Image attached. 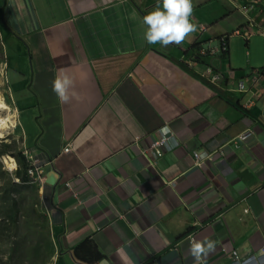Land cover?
Listing matches in <instances>:
<instances>
[{"label":"crops","instance_id":"obj_1","mask_svg":"<svg viewBox=\"0 0 264 264\" xmlns=\"http://www.w3.org/2000/svg\"><path fill=\"white\" fill-rule=\"evenodd\" d=\"M244 2L192 0L197 30L162 46L143 38L158 0H0L7 88L42 171L25 252L7 255L193 264L191 238L217 242L206 264L263 255L264 14ZM64 75L66 103L52 91ZM163 126L176 143L156 159L146 151ZM195 152L209 155L202 167Z\"/></svg>","mask_w":264,"mask_h":264},{"label":"clouds","instance_id":"obj_2","mask_svg":"<svg viewBox=\"0 0 264 264\" xmlns=\"http://www.w3.org/2000/svg\"><path fill=\"white\" fill-rule=\"evenodd\" d=\"M253 1L254 0H247V2L246 1L244 2L245 6L242 8L243 13L248 12L247 5L251 7L250 8L251 10H253L252 5L248 3V2H253ZM192 13H193L192 0H158L157 6L152 11L148 12V14H146L142 18V23L145 26V31L143 33L144 40L150 45H154L157 43H159L162 46H167L169 44H176V45L181 44L189 34L197 30V25L192 21ZM243 31L244 30H240L234 34H240ZM243 35H246V33H243ZM219 49L221 53L223 54L227 53L228 44H227L226 37H223L220 39ZM214 52L215 51L213 50L206 51V50L201 49L199 51V54L201 56H205V55L212 56ZM3 64L6 65L5 62H3ZM215 76L219 77V75H214L208 69V73L206 77L208 78V81L210 83L211 82L217 83L218 80H220L219 78L215 80L214 79ZM72 85H73V81L67 75H64L62 77L56 76L55 79L52 81V91L56 94L59 100L66 103L69 101V98H70L69 89L72 87ZM243 87H244L243 83H240L239 85L240 90H243ZM248 106L249 104L246 105V107ZM163 136H166L169 138V143H168L169 145H168V148L164 149V151L162 152V155L165 151H169L172 148H174V145L176 143L174 136L172 135V132L170 131V129H167L166 126H163L159 129L158 137L151 142V145L154 141H156L157 139H160ZM243 139H244V135H241L240 140H243ZM151 145L146 152H149L150 155L154 156L153 150H151ZM19 151H21L22 155H24L26 159L29 157V154L31 152V150H28L26 148H21ZM69 151H70V148L67 147L64 150V153H68ZM195 153H198V152H195ZM194 154H193L194 165L196 167H202L201 165L202 160L209 156L208 153L207 152L200 153L202 154V157L200 159L199 165H197L195 162ZM5 155L11 156L12 159L14 158L11 154L7 153ZM5 155H1L0 157H3L4 159V157H6ZM155 158L158 159L160 157H155ZM13 160L15 162L16 171H17L18 165H17L16 159L14 158ZM31 168L38 169L37 173H35V176H34V179H36V177H39V179L36 182H34L33 179L28 174V171ZM39 171H40V174H38ZM27 179H28V184L33 185L35 187L42 183L41 166L39 165L37 160L32 161L31 167L27 169ZM14 180H17L16 183H20L19 179L14 178ZM67 187L69 188V192L71 193V195L74 198H76L77 197L76 192L73 191L69 187L68 184H67ZM245 212L247 213L248 211H245ZM216 243L217 242L215 240L208 239V238L204 240H196V239L191 238L190 245H189V251L191 253V256L193 257V264H206V258L211 252L215 251ZM263 247H262L263 255L260 258L251 257L250 259L246 261L238 262V264H262V261H264ZM23 249H25V246H23ZM12 253H15V252H12ZM7 257L8 256H6V259Z\"/></svg>","mask_w":264,"mask_h":264},{"label":"trees","instance_id":"obj_3","mask_svg":"<svg viewBox=\"0 0 264 264\" xmlns=\"http://www.w3.org/2000/svg\"><path fill=\"white\" fill-rule=\"evenodd\" d=\"M10 148V151L8 150ZM14 150V151H11ZM8 152H11L10 154L16 159L18 170L14 173V178H17L20 180V183H15L14 178L11 177L10 174H5L1 170L0 165V180L2 181V185L0 187V230L3 229L2 225H4L6 222L10 223V226L12 229H15L12 233L13 236L17 233V226L20 224V217L24 219V230L29 229V222L33 221V204H29L26 208L28 209L27 213L20 216V206L22 205V201L26 199L25 191H27V195L29 197V201L34 199L35 193H36V187L33 185L28 184L27 179V169L31 167V162L36 160L37 157H35L34 153L31 151L29 154V157L26 159L24 155H22L21 151H16L15 149H12L10 146L4 145V147L0 150V156L5 155ZM7 178V179H6ZM24 191V193L22 192ZM2 201V202H1ZM28 235L26 232L22 234L21 236V242L17 244L15 247H13L12 251L16 252V249L20 248L22 245L25 246L26 249V237ZM15 248V249H14ZM25 249H23L22 254H24ZM79 249L75 248L73 250L75 256L79 258L78 254ZM90 255V254H89ZM21 260L23 261V258L26 255H19ZM34 257H39L40 255H32ZM93 257L95 260L101 258V254L98 252H95L93 254ZM15 257L13 255H8L6 261L11 264L13 262ZM5 264V263H0Z\"/></svg>","mask_w":264,"mask_h":264},{"label":"rangeland","instance_id":"obj_4","mask_svg":"<svg viewBox=\"0 0 264 264\" xmlns=\"http://www.w3.org/2000/svg\"><path fill=\"white\" fill-rule=\"evenodd\" d=\"M5 62V59L3 57V52H2V46H1V36H0V96L5 100L7 103L8 107L10 108V111L12 113L15 112L14 105L8 90V84L6 83L5 79V65L3 64ZM6 116V113L3 114V112H0V118H4ZM17 119V120H16ZM21 122L18 119V117H15V124L13 126H10L5 134L0 137V150L4 147V145L10 146L12 149H15L16 151H19L21 148H25L23 146V140L22 136H20L21 133ZM10 151V148L8 149ZM14 151V150H11ZM11 152H8L10 154ZM6 157H10L9 155H5ZM14 159V158H13ZM0 165H1V170L5 174H10L11 177L14 178V173L16 172V166L14 169H9L7 164L4 162L3 157H0ZM7 179V178H6ZM16 183L17 180H14ZM2 185V181L0 180V187ZM24 193V191H22ZM24 197H26V200L22 203V207L25 208L26 206L29 205V197L27 195V191H25ZM2 202V201H1ZM33 211H35V207L33 206ZM35 217V213L33 215V219ZM24 224L25 221L23 218L20 217V224L16 227L19 228V231L17 230V233L15 236L12 235L13 231L15 229H12L10 226V223L6 222L4 225H2L3 229L0 230V263H8L5 259L7 254L9 252H13L12 249L15 247L17 244L21 242V236L24 233ZM21 248V247H20ZM20 248L16 249L17 253ZM15 249V248H14ZM15 257L14 261L11 262V264H21L22 260L19 255H13Z\"/></svg>","mask_w":264,"mask_h":264},{"label":"bare ground","instance_id":"obj_5","mask_svg":"<svg viewBox=\"0 0 264 264\" xmlns=\"http://www.w3.org/2000/svg\"><path fill=\"white\" fill-rule=\"evenodd\" d=\"M0 112L6 113L4 118H0V137H2L6 130L15 124V112L12 113L8 105L4 102V100L0 96ZM4 162L7 164L9 169L15 168V162L12 158L4 157Z\"/></svg>","mask_w":264,"mask_h":264},{"label":"built area","instance_id":"obj_6","mask_svg":"<svg viewBox=\"0 0 264 264\" xmlns=\"http://www.w3.org/2000/svg\"><path fill=\"white\" fill-rule=\"evenodd\" d=\"M218 76H215L214 79H218ZM168 135V133H167ZM169 143V138L166 136L161 137L160 139H157L156 141H154L151 145V150H153V154L155 157H161L162 156V152L164 151V149L168 148V144ZM202 157V154L200 153H195L194 154V158H195V162L197 165H199L200 163V159ZM38 169H29L28 174L29 176L33 179L34 182H36L39 177H36V179H34L35 173H37ZM38 174H40V171L38 172ZM264 249V247H263Z\"/></svg>","mask_w":264,"mask_h":264},{"label":"water","instance_id":"obj_7","mask_svg":"<svg viewBox=\"0 0 264 264\" xmlns=\"http://www.w3.org/2000/svg\"><path fill=\"white\" fill-rule=\"evenodd\" d=\"M247 2V0H245ZM249 4L252 5L253 9L257 10L259 9L263 14H264V4L260 1H253V2H248Z\"/></svg>","mask_w":264,"mask_h":264}]
</instances>
